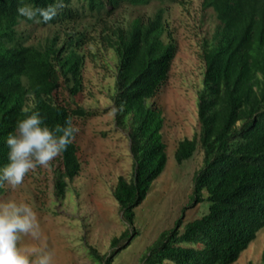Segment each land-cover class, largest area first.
<instances>
[{
    "label": "trees",
    "instance_id": "trees-1",
    "mask_svg": "<svg viewBox=\"0 0 264 264\" xmlns=\"http://www.w3.org/2000/svg\"><path fill=\"white\" fill-rule=\"evenodd\" d=\"M53 2L0 0V167L7 163L6 137L33 104L50 128L91 115L60 104L56 96L61 86L71 99L81 93L83 51L96 41L117 61L112 103L117 126L128 130L133 173L129 181L118 179L113 198L131 227L134 210L166 164L163 117L148 101L166 83L177 50L165 12L184 0H62L47 24L17 13L25 4L45 8ZM148 6L156 12L136 13ZM202 10L212 12L216 27L203 43L200 131L177 145L174 160L181 165L200 150L202 167L193 175L190 201L207 203L208 210L162 232L142 264H235L264 228V0H203ZM38 30L46 36L32 39ZM58 157L55 191L63 198L80 173L74 140ZM132 235L127 229L113 239L116 251L109 257L93 252L95 261L111 264L120 242ZM262 253L259 264L264 247Z\"/></svg>",
    "mask_w": 264,
    "mask_h": 264
},
{
    "label": "rangeland",
    "instance_id": "rangeland-1",
    "mask_svg": "<svg viewBox=\"0 0 264 264\" xmlns=\"http://www.w3.org/2000/svg\"><path fill=\"white\" fill-rule=\"evenodd\" d=\"M203 0H184V5H170L165 12L168 29L177 46L168 79L156 97L148 101L163 117L162 140L166 148V164L151 184L140 206L134 210L130 227L113 198L119 178L130 180L133 163L128 130L116 124L112 98L116 76V58L96 41L84 48L86 56L82 70L81 93L71 99L63 86L56 101L79 107L91 115L76 119L78 128L74 143L78 148L80 173L68 183L63 198L55 191L59 157L51 169L38 167L25 175L15 189L5 184L0 202L15 201L33 207L39 223V236L24 235L19 247L35 248L51 254V264H99L109 257L113 239L129 229L130 240L121 241L111 264H142L148 248L165 231L200 219L208 204H193V175L202 167L203 155L198 149L193 157L177 165L174 153L177 145L199 134L197 117L198 93L203 89V43L216 27L211 11L202 10ZM157 7L140 8L136 13L152 15ZM46 30H38L32 39L43 38ZM96 36L94 33L93 37ZM264 247V228L240 255L235 264H259ZM34 258V257H33ZM103 264V263H100Z\"/></svg>",
    "mask_w": 264,
    "mask_h": 264
},
{
    "label": "clouds",
    "instance_id": "clouds-1",
    "mask_svg": "<svg viewBox=\"0 0 264 264\" xmlns=\"http://www.w3.org/2000/svg\"><path fill=\"white\" fill-rule=\"evenodd\" d=\"M62 7V0H54L45 8L25 4L17 8V13L25 20L47 24ZM32 109L24 119L17 121L13 132L6 137L7 163L0 167V186L7 184L15 189L30 171L38 167L50 170L51 162L66 151L79 131L71 119H66L62 126L50 128L34 104ZM24 235L33 239L39 236L33 207L24 202H0V264H51L50 253L19 247Z\"/></svg>",
    "mask_w": 264,
    "mask_h": 264
}]
</instances>
